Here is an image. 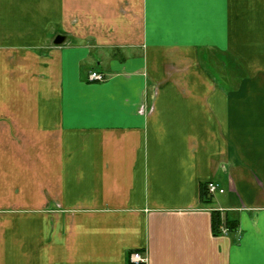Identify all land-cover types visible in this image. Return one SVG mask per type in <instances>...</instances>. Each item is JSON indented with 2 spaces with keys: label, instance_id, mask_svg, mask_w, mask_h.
Returning a JSON list of instances; mask_svg holds the SVG:
<instances>
[{
  "label": "crops",
  "instance_id": "crops-1",
  "mask_svg": "<svg viewBox=\"0 0 264 264\" xmlns=\"http://www.w3.org/2000/svg\"><path fill=\"white\" fill-rule=\"evenodd\" d=\"M132 253L264 264V0H0V264Z\"/></svg>",
  "mask_w": 264,
  "mask_h": 264
},
{
  "label": "built area",
  "instance_id": "built-area-1",
  "mask_svg": "<svg viewBox=\"0 0 264 264\" xmlns=\"http://www.w3.org/2000/svg\"><path fill=\"white\" fill-rule=\"evenodd\" d=\"M90 82H99L102 83L105 81V77L101 74L91 72L89 74ZM206 192L208 196H212L216 193H223V190L219 188V186L214 182H209L206 184ZM228 231L225 227H221V234L227 235ZM129 263L130 264H146V258H144L140 253H132L129 255Z\"/></svg>",
  "mask_w": 264,
  "mask_h": 264
},
{
  "label": "trees",
  "instance_id": "trees-1",
  "mask_svg": "<svg viewBox=\"0 0 264 264\" xmlns=\"http://www.w3.org/2000/svg\"><path fill=\"white\" fill-rule=\"evenodd\" d=\"M207 193L205 191V187L202 188V192H201V197L202 200H204L206 203H209V197H207ZM207 198V199H206ZM225 227L228 231V234H233L236 232L237 230V221L235 220H229V219H222L220 216V213L218 212H213L211 213V230H212V234L214 236H220L221 234V227Z\"/></svg>",
  "mask_w": 264,
  "mask_h": 264
},
{
  "label": "rangeland",
  "instance_id": "rangeland-1",
  "mask_svg": "<svg viewBox=\"0 0 264 264\" xmlns=\"http://www.w3.org/2000/svg\"><path fill=\"white\" fill-rule=\"evenodd\" d=\"M219 70L222 72L221 76L219 75L218 72H215V71L213 72L212 70H211V72L210 71L209 72H210V76L211 77L213 76L216 79V81H218L221 85H224V74L223 73L231 75L232 79H230V81L235 82L239 79L240 73L239 72L237 73V69H229V70L228 69H225V70L219 69Z\"/></svg>",
  "mask_w": 264,
  "mask_h": 264
},
{
  "label": "water",
  "instance_id": "water-1",
  "mask_svg": "<svg viewBox=\"0 0 264 264\" xmlns=\"http://www.w3.org/2000/svg\"><path fill=\"white\" fill-rule=\"evenodd\" d=\"M63 40H64V38L63 37H61V36H58L57 38H56V40H55V44L56 45H59V44H61L62 42H63Z\"/></svg>",
  "mask_w": 264,
  "mask_h": 264
}]
</instances>
